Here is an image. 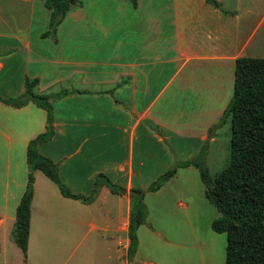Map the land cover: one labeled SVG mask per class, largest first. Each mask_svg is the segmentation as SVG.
Listing matches in <instances>:
<instances>
[{
	"label": "crops",
	"instance_id": "0c3cea01",
	"mask_svg": "<svg viewBox=\"0 0 264 264\" xmlns=\"http://www.w3.org/2000/svg\"><path fill=\"white\" fill-rule=\"evenodd\" d=\"M24 1L30 4L26 29L14 23V0H0V98H15L24 92L26 79L38 80L34 91L50 95L54 127L53 136L38 144V151L56 164L71 193L83 198L93 194V199L66 197L42 171L30 168L27 146L46 131V111L31 101L19 108L0 101V148L7 155L6 174L0 180L4 188L0 190V264H20L22 259L28 264L35 232L49 233L56 245L87 242L90 261L102 251L108 264L120 259L124 264H155L139 258L138 245L131 258L127 253L130 194L138 189L133 181L144 166L142 158H134L135 141L141 145L144 131L166 147L171 135L195 137L200 143L215 140L208 130L223 111L201 123L199 130L190 122L172 129L163 109L166 103L155 108L156 103L187 63L201 66L219 61L221 67L234 71L237 57L259 58L257 54L264 52V7L253 18L252 7L242 8L238 0L226 6L217 1L218 7L206 0H136L135 5L129 0H81L67 11L55 33L48 35L51 12L44 0ZM36 4L42 26L33 29ZM243 16L251 31L248 41L241 43ZM176 64H180L177 70ZM160 84L163 87L153 92V86ZM64 90L62 96H53ZM16 149L22 156L19 165L25 183L20 182L10 194L9 182L15 178L8 169ZM190 167L178 168L160 188L145 192L147 218L137 229L138 241L142 228L162 236L147 195L159 194L172 179L189 176L185 171ZM30 172L33 197L24 257L13 230ZM101 175L126 192L113 193L100 183L93 193ZM177 205L183 208L179 217L189 221V205L181 200ZM179 260L183 262L184 257Z\"/></svg>",
	"mask_w": 264,
	"mask_h": 264
},
{
	"label": "rangeland",
	"instance_id": "374dc122",
	"mask_svg": "<svg viewBox=\"0 0 264 264\" xmlns=\"http://www.w3.org/2000/svg\"><path fill=\"white\" fill-rule=\"evenodd\" d=\"M217 1L226 6L235 5L237 0ZM238 1L241 2L242 8L247 5L252 7L255 12L253 18L257 16L256 14L262 9V6L264 7V0ZM29 5V2L24 0H14L11 7L14 9L15 25H24L25 29L28 27ZM39 7L36 4L33 29L42 26V19L39 15L37 16ZM5 17H7V14ZM246 19L245 16L242 17V20H244L242 26L245 31L242 30L238 38L241 43L248 41L251 31L246 29L248 23L245 27ZM260 32L261 30L257 33L256 38H258ZM251 44L250 46H252ZM257 55H259V58H264V52ZM16 58L18 60L19 57L16 55L15 61ZM179 65L176 64L175 70L179 68ZM177 74L161 93L155 108H159L166 103L163 109L166 110L167 122L172 129H177L181 126L180 123L190 122L193 125L192 127H197L195 130H199L198 127L201 123L213 117L218 111L219 113L224 111L227 107L233 94L234 71L233 69L228 70L221 67L219 61L201 66H194L191 62L178 70ZM17 80L16 78L12 82L14 91L17 90ZM164 81H162L163 84ZM163 84L153 86V92L159 91ZM219 120L217 118L208 130L215 139L213 142L200 143L195 137L182 138L171 135L167 139L169 147H166L164 142H157V137L146 135L144 131L140 141L141 145H138L137 141L134 145V158L136 160L142 158L144 166L139 172L140 177L133 181V185L147 192V187L161 174L172 168L177 162L194 158L202 149L206 151L205 165L209 175L214 178L230 159V120L227 119L224 123H220ZM5 152L0 148V180L6 174L7 155ZM20 159H22L21 153L16 149L14 156L11 158V169H8L12 173L11 178H15L14 181L10 180L9 182L11 185L10 194H13L20 182L22 185L25 183L21 175L22 164L19 165ZM13 174L15 177H13ZM185 174H189V176L172 179L173 181L167 183L159 194L150 193V195H147L146 202L151 208L152 216L162 236L154 235L148 229L142 228L139 233L137 250L139 258L152 261L155 264H166L162 261L165 256H167V261H165L167 264H225L226 234L214 232L211 228V222L220 214L205 197V186L201 181L198 170L190 167L186 169ZM25 179L28 182V176ZM2 183L0 182V190L2 189L3 192ZM180 200L189 205L191 210L189 221L183 215L181 218L179 217L180 212L183 214V208L177 205V201ZM180 219L181 221H179ZM180 222L181 224H178ZM195 238L197 239L195 240ZM18 251L22 254L20 250ZM88 253H90V250L87 242L68 246L56 245L54 237L49 233L39 235L35 232L31 239L28 264L110 263L106 259V254L102 251L95 255L91 261L88 259ZM181 257H184L183 262L179 260ZM186 259H189V261L186 262ZM20 264H24L23 259Z\"/></svg>",
	"mask_w": 264,
	"mask_h": 264
},
{
	"label": "trees",
	"instance_id": "16d2710c",
	"mask_svg": "<svg viewBox=\"0 0 264 264\" xmlns=\"http://www.w3.org/2000/svg\"><path fill=\"white\" fill-rule=\"evenodd\" d=\"M129 1L136 4V0ZM206 1L214 7L219 6L217 0ZM79 4L81 0H44V6L51 12L47 34H54L67 11ZM37 83V79H26L22 94L10 99L0 98V101L17 108L31 101L46 111V131L27 146L26 158L30 168L42 171L58 185L62 195L89 202L93 194L83 198L71 193L61 181L56 164L38 151V144L53 136L54 127L50 95L36 94L33 90ZM66 92L64 90L53 96L60 97ZM227 119L230 120V159L214 178L209 175L205 165L206 151L202 149L194 158L177 162L151 183L146 191L160 188L180 167H195L205 186L206 198L220 214L211 222V228L214 232L226 234L225 264H264V58H236L233 94L219 121L224 123ZM33 181V175L29 173L26 189L15 212L13 239L24 257L28 244ZM100 183L106 184L113 193L126 192L123 187L101 175L93 193ZM144 194L142 189H133L130 194L129 258L137 249V229L147 218Z\"/></svg>",
	"mask_w": 264,
	"mask_h": 264
},
{
	"label": "water",
	"instance_id": "95a60500",
	"mask_svg": "<svg viewBox=\"0 0 264 264\" xmlns=\"http://www.w3.org/2000/svg\"><path fill=\"white\" fill-rule=\"evenodd\" d=\"M117 264H124V259H120Z\"/></svg>",
	"mask_w": 264,
	"mask_h": 264
}]
</instances>
